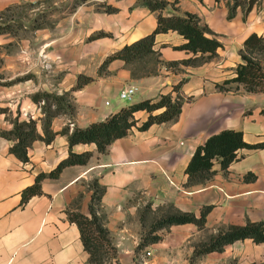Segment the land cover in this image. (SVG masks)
I'll list each match as a JSON object with an SVG mask.
<instances>
[{
  "label": "crops",
  "instance_id": "obj_1",
  "mask_svg": "<svg viewBox=\"0 0 264 264\" xmlns=\"http://www.w3.org/2000/svg\"><path fill=\"white\" fill-rule=\"evenodd\" d=\"M16 1L0 0V9ZM167 1L166 15L199 16L206 34L222 43L215 55L184 62L208 52L182 48L187 38L170 29L156 34L157 59L147 57L146 72L133 73L135 64L120 57L105 63L110 54L157 26L159 11L138 0H81L48 25L32 28V21L19 25L17 33H0V107L7 108L0 111V264H87L90 253L68 210L91 215L90 183L95 179L106 187L100 212L117 247V256L104 264H264V241L251 237L193 257L197 244L219 229L264 221V148H240V157L227 169L216 161L213 175L203 183L189 184L186 171L197 146L222 129L242 130L249 142L264 139V89L224 82L237 75L245 39L252 32L264 35V0L247 11L234 0ZM107 5L115 9L107 10ZM21 29L28 32L17 40ZM99 32L105 33L91 37ZM27 74L31 76L17 79ZM81 74L93 79L73 88ZM181 81L186 99L175 120L141 129L149 112L140 109L130 132L113 140L106 152L95 142L73 144L75 152H93L89 161L64 167L58 177H44L42 191L22 202L23 190L37 175L68 156L64 127L72 131L142 99L176 95L174 86ZM128 85L137 90L131 100H123L119 93ZM39 90L66 93L74 109L56 112L49 127L53 138L34 139L24 161L10 149L15 140L1 130L11 129L18 118L34 120L37 132L46 135L44 100L32 98ZM48 105L55 110L56 103ZM171 205L196 215L210 207L205 225L162 227L154 232L159 239L137 249L155 217Z\"/></svg>",
  "mask_w": 264,
  "mask_h": 264
},
{
  "label": "trees",
  "instance_id": "obj_2",
  "mask_svg": "<svg viewBox=\"0 0 264 264\" xmlns=\"http://www.w3.org/2000/svg\"><path fill=\"white\" fill-rule=\"evenodd\" d=\"M255 1L249 0L245 5V11L251 8ZM138 2L149 6L152 10L159 11L157 26L151 32L131 43L125 44L122 48L110 54L105 63L112 58L120 57L128 63L135 64L133 73H136L138 64H144L141 71L146 72L147 57L157 59V55H155L157 51L154 48L156 34L170 29L178 30L187 38V41L181 45L182 48H188L195 53L201 52L204 54L208 52L206 56L191 57L184 59V62L195 63L203 60L205 57H211L216 54L217 48L222 45L219 39L206 34L207 28L200 24L197 14L188 12L185 15H166L162 11L169 4L167 0H138ZM238 3H240L238 0L234 1V5ZM234 5L231 6V14L233 13ZM106 8L107 10L115 9L111 5H107ZM44 24V22L34 21L32 28H38ZM8 31L17 33L18 28L11 21L0 20V33ZM104 33L99 32L93 34L91 37ZM263 52L264 35L252 32L245 39L244 46L241 49L243 62H240L237 67V75L226 79L224 82L237 81L243 83L249 90L264 89V67L261 59L256 56V54ZM168 64H175V62H169ZM138 68L140 69V67ZM30 76V74H27L17 79L28 78ZM92 79V76L81 74L73 88L80 87ZM181 83L182 81L174 86V89L177 91L176 95L172 92H167L162 93L158 98L142 99L123 106L120 110L103 120L94 121L84 127L75 126L72 131L68 127H64L62 131L68 134L71 146L68 156L62 159L51 171L39 173L35 183L23 190L22 202H26L31 195L42 191L41 181L44 177H58L64 167L78 163L85 164L89 161L93 152L90 150L75 152L72 149L73 144L77 142H95L100 152H106L113 140L130 132L132 126L136 124L135 111L140 109H146L149 112L147 120L139 126L141 129H145L155 122L161 123L175 120L179 116L183 102L186 99L179 90ZM219 86L223 87L224 85L221 84ZM32 98L37 102L44 100L43 108L47 113L44 125L46 135L42 136L37 132L34 120H19L18 118L14 120V125L11 129L1 130L3 136L15 140L10 149L24 161H28L30 158L29 147L34 139L43 137L47 141H50L53 138L54 132L50 131L49 127L56 112L63 110L71 112L74 109L72 101L66 93L57 94L46 90H39L32 94ZM49 102L56 103L54 111L50 109ZM6 110V107H0V111ZM156 110L160 111L156 112ZM243 147L264 148V139L255 142L246 141L242 130L233 128H225L210 135L204 143L197 146L188 162L186 167V171L189 174L188 183L206 182L215 171L213 165L216 161L220 163L221 168L227 169L231 162L240 157L239 149ZM90 186L93 189L92 199L89 204L91 215L85 214L80 210H68V215L70 220L76 221L80 227L85 248L90 253L87 264H104L117 256V247L113 244L110 231L103 222L104 214L100 212L102 196L106 187L101 185L98 179L92 181ZM209 208L208 206L205 207L200 215H196L194 212L182 211L171 205L166 211L155 217L137 249L159 239L160 235L154 234V232L162 227L184 222H195L200 227H203L206 223V214ZM246 237H251L256 242L264 241V221H248L243 225L231 224L226 228L219 229L207 241L197 244L193 257L213 250H223L226 244Z\"/></svg>",
  "mask_w": 264,
  "mask_h": 264
},
{
  "label": "rangeland",
  "instance_id": "obj_3",
  "mask_svg": "<svg viewBox=\"0 0 264 264\" xmlns=\"http://www.w3.org/2000/svg\"><path fill=\"white\" fill-rule=\"evenodd\" d=\"M55 0H19L10 6L0 9V20L11 21L17 28L19 25H25L32 21L44 22L48 25L55 21L62 13L69 12L73 5L81 0H59L58 4H54ZM235 1V0H234ZM242 4H247L249 0H238ZM244 5V9H245ZM18 33L17 40H20L26 32L21 29ZM259 59H264V52L256 54ZM144 65V64H143ZM141 67V65H137ZM143 68V67H141ZM142 70V69H139ZM151 214L148 215V222L151 220ZM149 254V253H148Z\"/></svg>",
  "mask_w": 264,
  "mask_h": 264
},
{
  "label": "built area",
  "instance_id": "obj_4",
  "mask_svg": "<svg viewBox=\"0 0 264 264\" xmlns=\"http://www.w3.org/2000/svg\"><path fill=\"white\" fill-rule=\"evenodd\" d=\"M137 87L134 85H128L121 89L119 96L123 100H131L135 95ZM150 253V251H148Z\"/></svg>",
  "mask_w": 264,
  "mask_h": 264
}]
</instances>
